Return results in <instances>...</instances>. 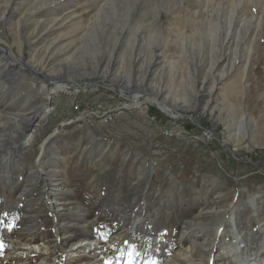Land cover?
Returning a JSON list of instances; mask_svg holds the SVG:
<instances>
[{"label": "rangeland", "instance_id": "rangeland-1", "mask_svg": "<svg viewBox=\"0 0 264 264\" xmlns=\"http://www.w3.org/2000/svg\"><path fill=\"white\" fill-rule=\"evenodd\" d=\"M208 1L0 0V264L264 263V0Z\"/></svg>", "mask_w": 264, "mask_h": 264}, {"label": "bare ground", "instance_id": "bare-ground-1", "mask_svg": "<svg viewBox=\"0 0 264 264\" xmlns=\"http://www.w3.org/2000/svg\"><path fill=\"white\" fill-rule=\"evenodd\" d=\"M241 2L242 0H233L232 1V3H231V5H227V6H225V8H226V10L228 11V12H230V13H232V14H235V10H236V3L237 2ZM208 2H212V0H210V1H208ZM252 20H254V22H255V25H254V28H253V30H252V34H253V36H250V39H251V41H253V43H256V42H258V45L260 46L261 45V43H259V42H261V40H262V37H263V32H264V17L262 16V15H254V17L252 18ZM54 21H57V19H55ZM19 22V21H18ZM18 22H16V23H14V24H16L15 25V28H16V33L17 34H19V28H20V22L18 23ZM230 23L231 24H233L232 23V16L230 17ZM233 27V26H232ZM230 32H231V28H229L228 29V35L230 34ZM217 33H218V29L217 28H214V29H211V30H209V32H208V34H207V37H205L204 39H203V42L206 44V41L208 40V43L209 44H211L213 47L214 46H216L217 44H214L213 43V41L215 40V35H217ZM225 36H227L226 35V32H225ZM242 42V41H241ZM264 42V41H263ZM256 44H253L251 47H249V48H247V49H249V51H248V57L246 58V60H244V64H242L244 67H243V70L242 71H240V73L238 74V77L239 78H236V82L234 81V82H231V83H229V86H228V88H227V94L228 95H233V94H235L236 93V100H237V102L238 103H243V100H244V95H245V93H246V91H247V89H248V86H249V84L251 85V84H255V88H256V86H257V84H258V81L257 80H253V73H250V68H251V65L252 66H254V58H256L257 56L255 55L254 56V58H253V54H255V53H257V51H255V50H253V48H254V46H255ZM216 49H218V48H216ZM253 50V51H252ZM24 64H26V63H24ZM215 66V65H214ZM213 67V66H212ZM213 69H211L210 70V72H213L212 71ZM225 75V74H224ZM255 76V75H254ZM221 79H223V77L221 78ZM249 79H252L251 81L249 80ZM47 85L46 84H44L43 85V87L42 88H45ZM140 97V96H139ZM46 98H48V96H46ZM155 98L159 101V103H160V105H161V107L164 109V110H167V111H169L170 109H169V107H167L163 102H162V100H160L159 98H158V96L157 95H155ZM46 105V102L43 104V107ZM170 112V111H169ZM244 116L242 115V118L240 119V120H238V121H236V137L238 138V141H240V143H243V140H244V137L246 136L245 135V132H244V128H245V122H244V118H243ZM32 119V118H31ZM31 119L29 118V120L28 121H31ZM257 123V122H256ZM37 166V165H36ZM41 175H45L44 174V172L41 170V174H40V176L39 177H41ZM47 180V178L46 177H44V176H42L41 178H40V181L42 182V188H44V191H42V195L43 196H47V189H48V185H49V183L48 182H44V181H46ZM58 189V188H57ZM51 210L56 214L57 213V209H56V204H55V201H51ZM71 209H72V207H71ZM203 213V212H202ZM202 215V214H201ZM237 219V218H236ZM239 220H240V218H239ZM203 222V221H202ZM62 223V222H61ZM237 223V225L239 224L238 223V221L236 220L235 221V224ZM197 224V223H196ZM195 225V224H194ZM201 226H204V227H208V225H206V224H204V223H200V226L199 227H201ZM220 228H221V226L220 227H217L216 229H215V231H216V233L218 234L219 233V231H220ZM202 229H204L203 227H202ZM257 230V229H256ZM186 232H188L189 230H185ZM59 232V233H58ZM247 232V231H246ZM249 233V232H248ZM247 233V234H248ZM255 233L253 232V233H249L247 236H243L242 235V237H245V241H247L248 239L247 238H250V237H252L253 235H254ZM199 235H201V234H199ZM69 237H71V236H69ZM64 239V237L62 236V234H61V232H60V230L58 231L57 230V237L55 238V239H53V241H51L50 242V246H49V248H58V245H60L61 243H60V241H62ZM215 237H212V235L211 234H209V238H208V240H210L211 242H215ZM249 242H250V239L248 240ZM80 242V241H79ZM254 242V241H253ZM71 244H72V242H71ZM85 244H89L88 242H85V243H78V242H75V243H73L72 245H71V248H73V250H75V249H77V248H79V249H81L82 250V248L83 247H86L85 246ZM91 244V243H90ZM251 244V243H250ZM195 246V248H196V250L197 249H199V250H202V251H204V252H207V256H209V259L211 260L213 257H218V256H220L218 253L217 254H215V251H214V245L213 246H211V247H209L208 249L207 248H205V246L200 242V240H198L197 242H196V244L194 245ZM89 247V246H88ZM23 248H25V247H23ZM60 248V247H59ZM64 249V248H63ZM61 250V249H60ZM84 250V249H83ZM252 250V249H251ZM31 251V250H30ZM33 251V250H32ZM59 251V250H58ZM65 251V250H64ZM78 251V250H77ZM61 252H63V250L61 251ZM89 255V254H88ZM264 264V263H263Z\"/></svg>", "mask_w": 264, "mask_h": 264}, {"label": "built area", "instance_id": "built-area-1", "mask_svg": "<svg viewBox=\"0 0 264 264\" xmlns=\"http://www.w3.org/2000/svg\"><path fill=\"white\" fill-rule=\"evenodd\" d=\"M128 108L129 103L127 102L126 98L117 104H114L112 102L103 104V106H90L86 104L81 109L79 105L76 106V109L80 111L79 114L83 116L87 123L91 124L92 126H95L97 124L107 125L112 122L114 118L122 115Z\"/></svg>", "mask_w": 264, "mask_h": 264}]
</instances>
